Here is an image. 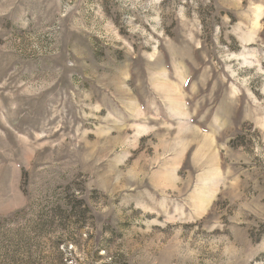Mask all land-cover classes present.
<instances>
[{"label": "rangeland", "instance_id": "374dc122", "mask_svg": "<svg viewBox=\"0 0 264 264\" xmlns=\"http://www.w3.org/2000/svg\"><path fill=\"white\" fill-rule=\"evenodd\" d=\"M264 0H0V254L264 264Z\"/></svg>", "mask_w": 264, "mask_h": 264}, {"label": "trees", "instance_id": "16d2710c", "mask_svg": "<svg viewBox=\"0 0 264 264\" xmlns=\"http://www.w3.org/2000/svg\"><path fill=\"white\" fill-rule=\"evenodd\" d=\"M261 238L264 239V231L261 234ZM18 261L19 257L16 253L7 251L3 255L0 254V264H18Z\"/></svg>", "mask_w": 264, "mask_h": 264}]
</instances>
